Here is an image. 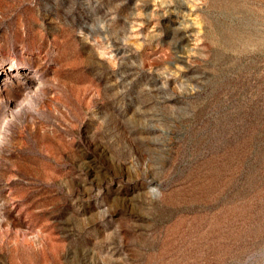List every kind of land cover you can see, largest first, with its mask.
<instances>
[{"label": "rangeland", "instance_id": "rangeland-1", "mask_svg": "<svg viewBox=\"0 0 264 264\" xmlns=\"http://www.w3.org/2000/svg\"><path fill=\"white\" fill-rule=\"evenodd\" d=\"M0 264H264V0H0Z\"/></svg>", "mask_w": 264, "mask_h": 264}, {"label": "bare ground", "instance_id": "bare-ground-1", "mask_svg": "<svg viewBox=\"0 0 264 264\" xmlns=\"http://www.w3.org/2000/svg\"><path fill=\"white\" fill-rule=\"evenodd\" d=\"M13 69H6L5 71H4V76H3V78L5 79V78H9V77H12V76H14V73H13V71H12ZM24 75L27 77V78H29L28 80L31 82V83H36L37 82V79H34V77H33V75L32 74H30V73H27V72H24ZM10 105H12L14 108H16L18 105L16 104L15 105V103H13V102H11V104ZM5 116V115H4ZM4 121V120H3Z\"/></svg>", "mask_w": 264, "mask_h": 264}]
</instances>
